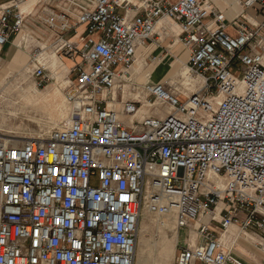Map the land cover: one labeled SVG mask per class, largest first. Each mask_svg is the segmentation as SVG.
I'll use <instances>...</instances> for the list:
<instances>
[{
    "label": "built area",
    "instance_id": "1",
    "mask_svg": "<svg viewBox=\"0 0 264 264\" xmlns=\"http://www.w3.org/2000/svg\"><path fill=\"white\" fill-rule=\"evenodd\" d=\"M27 1L0 0V47L22 32ZM90 2L52 45L74 60L68 119L33 139L0 133V264H137L145 211L178 229L199 223L176 264H245L212 224L264 233V20L241 16L230 35L207 0ZM241 3L264 10V0ZM168 19L202 81L194 92L133 82L137 48ZM40 55L36 88L51 80ZM159 103L160 116L142 114Z\"/></svg>",
    "mask_w": 264,
    "mask_h": 264
},
{
    "label": "crops",
    "instance_id": "2",
    "mask_svg": "<svg viewBox=\"0 0 264 264\" xmlns=\"http://www.w3.org/2000/svg\"><path fill=\"white\" fill-rule=\"evenodd\" d=\"M207 3L213 10H220L225 13L227 32L230 35H236L237 30L233 22L240 20L241 16L250 20L253 24L264 20V10H261L258 6L245 8L241 0H207ZM90 4V0L29 1L24 8L28 16L22 32L5 46L0 47V76L8 72H24L26 75L24 82H29L36 88L34 81L35 65L32 62V55L35 51L40 50L39 60L47 64V72L51 77L49 83L43 88L46 89L50 84L54 83L64 95V88L71 76L70 70L74 66V60L58 58L52 50V45L57 39L61 24L65 20L69 22L75 21L79 14L87 9ZM207 22L214 25L212 17H209ZM84 30V26H78L76 35L71 32L68 37L76 41ZM155 33L152 42H149L147 46H139L137 48V60L134 66L139 69L146 65V71L149 72L147 81L154 83L168 81L165 84L170 86L168 84L169 81L175 78V75L182 67L186 66L189 52L178 41V36L181 34V27L178 21L173 19L160 21ZM65 64L67 67H63ZM36 89L40 90V88ZM64 106L69 109L65 96ZM69 113L70 111L68 116ZM144 113V110H142V114ZM222 209L223 204H219L216 208L218 214ZM206 220L208 218L204 219V221ZM166 221L174 224L172 220ZM198 225V222H191L187 229H178L174 224L176 229V257L179 244L191 242L196 245L198 243L199 239L196 233ZM212 229L221 244L229 249L234 256L244 261L245 264H264L263 232L259 230L243 232L237 224L231 226L226 232H223L217 223L212 224ZM174 264H176V259ZM193 264L203 263L195 261Z\"/></svg>",
    "mask_w": 264,
    "mask_h": 264
},
{
    "label": "rangeland",
    "instance_id": "3",
    "mask_svg": "<svg viewBox=\"0 0 264 264\" xmlns=\"http://www.w3.org/2000/svg\"><path fill=\"white\" fill-rule=\"evenodd\" d=\"M145 66L146 65L142 67L139 66V69L138 67H135L133 82H139V84H142L147 81L149 72L146 71ZM191 75L195 79H199L192 73ZM25 78L26 75L24 72H8L0 76V83H2L0 86V133L11 132L14 135L21 134L22 132L25 134L34 133V137H37L48 133L51 128L58 125L63 120H67L69 117V109L68 107L64 106V102L62 107L65 108V118L52 115L50 112L42 108L34 107L32 105H24L23 102L15 103L16 101L22 100V97L26 96L27 93H30V91H34L32 88L35 87L31 83L29 84V82H24ZM166 82L168 81H164L162 83L165 84ZM182 82L183 81L180 78L175 77L172 78L168 84H176L182 87L188 93L196 91V89L199 87L198 83L183 85ZM54 88H57L56 84L54 83L50 84L46 89L40 88L41 92L37 97L42 98ZM131 91V88L127 89L128 93ZM126 96L128 97L129 95ZM145 109L149 112L151 111V114L160 116L161 113L158 111V109L167 111L168 105L159 103L155 107H146ZM162 113L164 114V112ZM19 139L25 140L23 138ZM162 221L163 218L160 219L159 217H156L147 211L143 213L138 232L137 261L139 260V256L141 260V262L138 264H174L176 259V229L174 228V224L172 222L164 221L165 223L167 222L165 226L161 223Z\"/></svg>",
    "mask_w": 264,
    "mask_h": 264
},
{
    "label": "bare ground",
    "instance_id": "4",
    "mask_svg": "<svg viewBox=\"0 0 264 264\" xmlns=\"http://www.w3.org/2000/svg\"><path fill=\"white\" fill-rule=\"evenodd\" d=\"M31 0H28L26 3H24L23 5H21V9L24 13L27 14L25 8V5ZM136 65V64H135ZM27 66V65H26ZM63 67H67V65L65 64V66ZM190 71L188 70V68L186 66L182 67V69H180V71L175 75V77L180 78L183 82V85H190L191 83H200L202 82L200 79H195L191 73H189ZM171 77V76H170ZM157 79V78H156ZM179 81V80H178ZM2 83H0L1 86ZM34 91H30V93H27L26 96L22 97V100L20 101H16L15 103H20L23 102L24 105H32L34 107H38V108H42L47 110L48 112H50V114L52 115H57L61 118H65L66 117V113L64 111L65 108L62 107L63 102H64V96L63 93L61 92L60 89L58 88H54L52 89L49 93H47L46 95H44L42 98L37 97L38 94L41 92L38 89L33 88ZM15 100V99H14ZM146 107H144V112L145 113H150L149 111H147L145 109ZM54 111H52V110ZM153 111V110H152ZM55 113V114H53ZM6 136H12V137H16V138H23V139H33L34 137V133L33 134H25V133H21V134H12L11 132H6L3 133ZM152 218V217H151ZM161 219V218H160ZM158 221V220H157ZM173 221V220H172ZM157 223V222H156ZM167 223V222H166ZM165 222L162 224H166ZM151 225V224H150ZM147 226V225H146ZM166 226V225H165ZM152 227V226H151ZM152 231V230H151ZM150 232V231H149ZM152 234V233H151ZM159 234V233H158ZM166 234V233H165ZM145 235V234H144ZM161 235V233H160ZM141 236V235H140ZM178 237V236H177ZM163 238V237H162ZM142 240V238H141ZM144 243V242H143ZM147 244V243H146ZM145 246V245H144ZM149 246V245H148ZM146 247V246H145ZM141 249V248H140ZM138 250V248H137ZM146 254V253H145ZM144 254V255H145ZM146 256V255H145ZM144 259V258H143ZM146 259V257H145ZM147 261V260H146ZM140 256H139V260L137 261V264L140 263ZM143 262V260H142Z\"/></svg>",
    "mask_w": 264,
    "mask_h": 264
}]
</instances>
